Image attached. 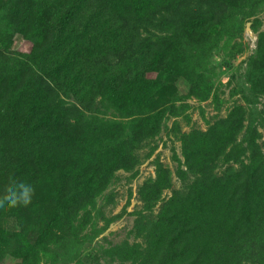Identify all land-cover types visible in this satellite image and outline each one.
<instances>
[{
	"label": "rangeland",
	"instance_id": "rangeland-1",
	"mask_svg": "<svg viewBox=\"0 0 264 264\" xmlns=\"http://www.w3.org/2000/svg\"><path fill=\"white\" fill-rule=\"evenodd\" d=\"M106 1L0 0L2 79L10 81L25 66L29 71L25 85L37 76L53 81L52 71L56 68L59 73L62 67V74L70 69L77 78L92 77L98 79L94 83L120 91L119 100L99 95L87 105L70 89L62 88L63 99L82 109L85 157L97 158L114 146L119 149L143 128L153 132L132 149L136 164L114 171L104 189L66 219L56 212L55 184L46 180L33 185L32 203L21 207L34 227L25 224L17 236L6 238L0 264H139L141 257L136 258L134 248L143 249L147 241L137 235L135 220L139 213H149L140 199L141 186L157 177L159 167L167 171L168 186L151 210L152 215L158 213L174 191L192 180L182 173L186 168L182 135L208 131L237 106L243 112L238 142L245 145L246 138L254 137L264 154V94L252 87L253 71L264 60V0H221L224 11L205 22L201 40H192L187 33L178 38L146 33L153 35L163 53L149 63L157 69L134 58L89 71L88 61L118 50L134 35L120 28L124 0ZM32 34L38 37L36 50L29 38ZM24 90L9 89L0 108L12 109ZM115 127L116 135L107 138ZM227 164L220 158L216 171L220 173ZM80 193L84 194L74 188L69 192L70 196ZM40 237L47 243L42 250L35 246ZM32 248L39 252L35 259ZM152 261H159V253Z\"/></svg>",
	"mask_w": 264,
	"mask_h": 264
},
{
	"label": "trees",
	"instance_id": "trees-1",
	"mask_svg": "<svg viewBox=\"0 0 264 264\" xmlns=\"http://www.w3.org/2000/svg\"><path fill=\"white\" fill-rule=\"evenodd\" d=\"M122 4L120 28L134 35L118 50L106 51L88 61L89 71L134 58L149 69H157L149 63L163 53L153 35L178 38L187 33L192 34V40H201L205 22L224 11L221 0H124ZM86 27L90 29V22ZM151 32L152 36L147 35ZM29 38L35 47L38 37L32 34ZM260 63L263 66L253 71L252 87L264 94V60ZM60 68L59 73L56 68L52 71L53 81L37 76L26 85L29 71L25 66L10 81L0 76V105L9 89L21 93L25 88L12 109L0 108V196L10 176L32 185L49 180L56 186V212L66 219L88 198L99 194L114 171L132 168L137 162L132 149L153 132L143 128L121 148L114 146L97 158L85 157L82 109L63 99L62 88L70 89L87 105L99 95L119 100L120 91L94 83L96 79L92 77L77 78L70 69L62 74ZM114 129L116 132L118 127L109 130L107 138L116 135ZM242 129L243 112L237 106L208 131L183 134L186 168L182 173L192 176V180L174 191L158 213L152 215L151 210L162 189L168 186L167 171L159 167L157 177L141 186L140 199L149 213H139L135 220L137 235L147 241L143 249L134 248L136 258L138 254L141 257L139 264H264V214L260 205L264 197V154L254 137L246 138L245 145L238 142ZM220 158L228 164L219 173L216 167ZM72 188L84 194L70 196ZM242 210L247 211L246 215L241 214ZM24 215L21 206L0 210V250L6 238L17 236L19 227H34ZM44 242L38 238L36 248L42 250L47 244ZM32 252L35 259L39 252L33 248ZM157 253L159 261L150 262Z\"/></svg>",
	"mask_w": 264,
	"mask_h": 264
},
{
	"label": "clouds",
	"instance_id": "clouds-1",
	"mask_svg": "<svg viewBox=\"0 0 264 264\" xmlns=\"http://www.w3.org/2000/svg\"><path fill=\"white\" fill-rule=\"evenodd\" d=\"M34 194L35 187L31 183L10 176L9 182L4 188V194L0 196V210L28 206L32 203Z\"/></svg>",
	"mask_w": 264,
	"mask_h": 264
}]
</instances>
